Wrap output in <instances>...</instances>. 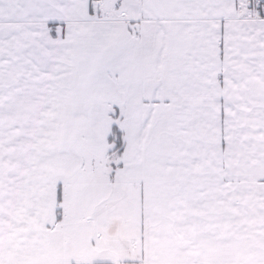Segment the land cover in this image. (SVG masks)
<instances>
[{"label":"snow or ice","instance_id":"obj_1","mask_svg":"<svg viewBox=\"0 0 264 264\" xmlns=\"http://www.w3.org/2000/svg\"><path fill=\"white\" fill-rule=\"evenodd\" d=\"M0 264H264V0H0Z\"/></svg>","mask_w":264,"mask_h":264}]
</instances>
